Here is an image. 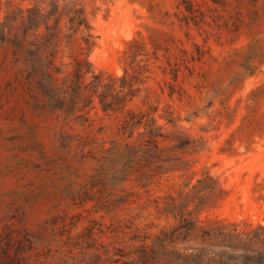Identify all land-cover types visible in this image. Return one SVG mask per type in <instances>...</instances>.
Listing matches in <instances>:
<instances>
[{
	"label": "rangeland",
	"instance_id": "obj_1",
	"mask_svg": "<svg viewBox=\"0 0 264 264\" xmlns=\"http://www.w3.org/2000/svg\"><path fill=\"white\" fill-rule=\"evenodd\" d=\"M84 2L95 38L82 50L75 42L71 45L81 57L88 53L92 66L85 81L98 72H132L127 60L137 54L146 72L131 106L154 108L163 133L160 145L191 160L196 177L208 171L209 179L218 181L217 190L224 192L202 217L264 224V0ZM0 3L5 11L19 0ZM132 39L136 42L129 45ZM26 42L14 23L6 26L0 41V235L14 228L25 234L36 264H121L113 262L116 256L108 259L113 246L109 254L102 247L114 234L108 230L112 217L91 213V205L68 207L77 170L58 136L69 126L61 111L35 109L16 79V60ZM210 94L213 104L208 107ZM90 114V124L69 123L74 132L95 133L106 141L116 137L113 117L98 109ZM179 140H196L198 147L177 149ZM168 192L176 193L162 181L148 193L140 190V203L148 197L162 200ZM64 210L70 225L60 235L63 223L53 225L52 220ZM87 227L95 229L98 252L84 237L67 240V232L77 237ZM122 230L118 235L127 240L130 231ZM0 259L5 262L2 254Z\"/></svg>",
	"mask_w": 264,
	"mask_h": 264
},
{
	"label": "trees",
	"instance_id": "obj_2",
	"mask_svg": "<svg viewBox=\"0 0 264 264\" xmlns=\"http://www.w3.org/2000/svg\"><path fill=\"white\" fill-rule=\"evenodd\" d=\"M3 11L0 3V41L10 23L27 40L16 60L20 65L16 79L29 92L35 109L61 111L69 126L58 136L77 170V180L68 190V207L91 205V213L112 217L107 228L114 234L102 246L105 254L113 246L108 259L116 256L113 262L121 260V264H264V224L202 217L224 195L217 190L218 181L210 180L206 170L196 177L191 160L160 145L163 133L154 108L131 106L146 72L138 55L132 52L127 60L132 72L128 68L121 76L98 72L85 81L92 66L88 53L81 57L71 45L75 42L82 50L95 38L84 0H19L14 9L7 6L2 16ZM14 46L21 50L18 41L14 40ZM208 103V107L213 104L211 94ZM93 109L116 120V137L106 141L95 133L73 131L69 123L90 124ZM195 143L179 140L176 148L198 147ZM162 181L175 192L178 186V191L168 192L162 200L148 197L140 203V190L148 193V188ZM68 216L64 210L52 220L53 225L63 223L60 235L70 225ZM122 228L130 231L125 233L127 240L118 235ZM85 232L74 237L69 231L67 240L84 237L98 252L94 227ZM31 248L29 238L16 228L0 235V255L5 258L0 264H36Z\"/></svg>",
	"mask_w": 264,
	"mask_h": 264
}]
</instances>
